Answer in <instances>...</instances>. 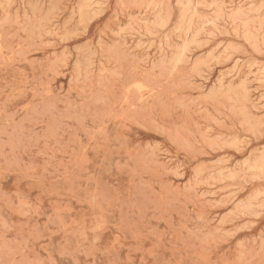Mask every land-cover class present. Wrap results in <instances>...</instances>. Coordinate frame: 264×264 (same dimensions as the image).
I'll return each instance as SVG.
<instances>
[{
    "label": "rangeland",
    "instance_id": "1",
    "mask_svg": "<svg viewBox=\"0 0 264 264\" xmlns=\"http://www.w3.org/2000/svg\"><path fill=\"white\" fill-rule=\"evenodd\" d=\"M0 264H264V0H0Z\"/></svg>",
    "mask_w": 264,
    "mask_h": 264
},
{
    "label": "bare ground",
    "instance_id": "2",
    "mask_svg": "<svg viewBox=\"0 0 264 264\" xmlns=\"http://www.w3.org/2000/svg\"><path fill=\"white\" fill-rule=\"evenodd\" d=\"M1 46V45H0Z\"/></svg>",
    "mask_w": 264,
    "mask_h": 264
}]
</instances>
